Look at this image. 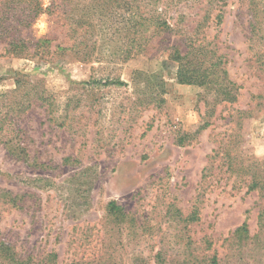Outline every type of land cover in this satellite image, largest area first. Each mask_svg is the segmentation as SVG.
Listing matches in <instances>:
<instances>
[{
  "label": "rangeland",
  "instance_id": "374dc122",
  "mask_svg": "<svg viewBox=\"0 0 264 264\" xmlns=\"http://www.w3.org/2000/svg\"><path fill=\"white\" fill-rule=\"evenodd\" d=\"M144 7L169 28L150 25L136 56H125L133 8L92 14L89 61L52 54L72 43L61 13H41L22 31L50 39L43 59L6 53L0 42V93L15 87L18 69L41 81L57 111L51 120L33 102L17 119L28 161L0 142V239L21 259L55 252L57 264H264V0ZM192 37L222 55L237 85L232 103L208 84L177 80L173 52ZM110 200L125 219L108 217Z\"/></svg>",
  "mask_w": 264,
  "mask_h": 264
},
{
  "label": "trees",
  "instance_id": "16d2710c",
  "mask_svg": "<svg viewBox=\"0 0 264 264\" xmlns=\"http://www.w3.org/2000/svg\"><path fill=\"white\" fill-rule=\"evenodd\" d=\"M145 3L147 4V0H52L44 8L41 0H1L0 4L4 9H0V42L4 43L6 53L20 58L43 59L44 55L50 52L48 49L50 39L47 37L28 39L22 36V31L28 28L41 13L49 15L61 13L68 25V35L72 43L69 47L56 44L52 54H56L58 50L60 52L73 50L80 60L89 61L96 43V24L92 14L101 18L111 13L113 9L117 11L120 8L126 10L133 8L127 18L131 29L128 34L131 36L128 38L130 49H127L125 56H136L147 44L148 38L144 33L150 25L164 30L169 28V24L162 20L156 11L145 9ZM219 16V14L216 16L217 23ZM257 32L258 27L252 24L251 34L254 36ZM261 55H264V52ZM221 57L222 55H216L212 49H208L204 40L197 37L189 38L188 49L183 54L175 50L172 55V59L178 63L177 80L179 83L208 84L209 88L220 93V100L225 104L232 103L236 100L237 85L226 80V71L220 68ZM262 70L264 71L263 62ZM136 74L142 75V72L136 71ZM143 76L147 79L154 77L147 73ZM11 77L15 87L0 93V142L14 156L28 161L29 155L21 143L22 136L19 133L17 119L27 112L33 102H39L41 107L46 105L45 112L52 120L54 113H57L54 108L55 99L53 94L38 88L41 81L28 73L14 69ZM87 84L88 82H83L82 85ZM206 123L202 126L204 127ZM58 125L63 126V123L60 122ZM202 126L199 128H203ZM187 136H182L180 141ZM258 181L257 178L252 179L249 182L250 189L258 188ZM9 200L15 203V198ZM106 210L108 217L113 220H123L127 216L122 206L114 200L107 202ZM246 232L245 222L235 230L238 236H243ZM56 257V253L50 251L46 259L34 260L31 256L21 259L14 252L11 244L0 239L1 261L9 264H57Z\"/></svg>",
  "mask_w": 264,
  "mask_h": 264
}]
</instances>
